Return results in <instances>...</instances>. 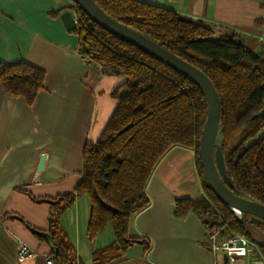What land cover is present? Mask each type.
I'll return each instance as SVG.
<instances>
[{"label": "crops", "instance_id": "crops-1", "mask_svg": "<svg viewBox=\"0 0 264 264\" xmlns=\"http://www.w3.org/2000/svg\"><path fill=\"white\" fill-rule=\"evenodd\" d=\"M138 1L201 22L213 31L212 38L230 37L264 59V0ZM71 4V0L0 4V61H23L44 72L43 87L31 103L0 85V264H43L45 255L56 252L30 230L49 236L48 220L61 196L74 193L82 180L84 146L98 140L116 106L112 94L124 83L123 77L78 54L77 36L66 31L59 18ZM145 192L149 204L130 217L127 233L130 238H146L148 248L132 244L107 264H227L222 252L212 251L208 242L212 230L197 214L176 215L178 200L204 194L193 150L179 146L168 150L153 169ZM79 198L61 213L59 224L74 246L77 263L93 264L92 252L110 245L113 231L106 226L89 240V205H81ZM246 225L253 241L237 236L253 249L240 264H264L259 250L264 233ZM18 241L35 256L19 263Z\"/></svg>", "mask_w": 264, "mask_h": 264}, {"label": "trees", "instance_id": "trees-1", "mask_svg": "<svg viewBox=\"0 0 264 264\" xmlns=\"http://www.w3.org/2000/svg\"><path fill=\"white\" fill-rule=\"evenodd\" d=\"M110 18L159 44L191 64L211 81L221 115L216 142L225 172L241 196L264 205V59L230 37L212 38L201 22L138 0H93ZM78 54L101 69L123 77L112 94L115 109L94 144H85L82 180L74 193L61 196L48 220L54 264H78L74 246L61 229V213L86 196L89 203L86 235L95 239L106 226L113 231L110 245L92 252L93 264L120 258L128 246L146 238H130L131 216L149 204L145 188L160 159L172 147L194 151L204 194L176 202V215L197 214L208 231H218L217 242L242 235L250 238L240 219L207 188L198 157L206 104L199 88L187 77L155 58L102 30L74 4ZM44 72L23 61H0V85L13 97L31 103L43 87ZM100 201L115 212L105 209ZM261 227L264 230V227ZM147 246V247H146ZM264 259V247L259 245Z\"/></svg>", "mask_w": 264, "mask_h": 264}, {"label": "water", "instance_id": "water-1", "mask_svg": "<svg viewBox=\"0 0 264 264\" xmlns=\"http://www.w3.org/2000/svg\"><path fill=\"white\" fill-rule=\"evenodd\" d=\"M72 1L86 17L102 30L187 77L199 88L206 104V118L200 133L198 157L206 186L220 203L236 217L246 215L252 225L264 227V205L242 197L226 175L221 148L216 142L221 103L215 87L207 76L154 41L113 20L93 0ZM59 18L66 31L75 30L77 22L70 10L62 12ZM100 204L105 209L115 212L114 209L103 202L100 201ZM30 232L44 239L49 245L52 244L50 236L46 233L34 230H30ZM136 243L141 244V242Z\"/></svg>", "mask_w": 264, "mask_h": 264}, {"label": "built area", "instance_id": "built-area-1", "mask_svg": "<svg viewBox=\"0 0 264 264\" xmlns=\"http://www.w3.org/2000/svg\"><path fill=\"white\" fill-rule=\"evenodd\" d=\"M71 13L76 20V13L73 11ZM237 218L240 219L241 216H238ZM217 239V232L212 230L208 236L209 245L214 253L222 252L225 255L227 264L242 263L243 259L247 257L253 249V245L241 236H232L220 243L217 242ZM35 254L36 253L29 249L25 244L18 241L17 261L19 263L31 259ZM43 262V264H54L52 253L45 255L43 257Z\"/></svg>", "mask_w": 264, "mask_h": 264}, {"label": "rangeland", "instance_id": "rangeland-1", "mask_svg": "<svg viewBox=\"0 0 264 264\" xmlns=\"http://www.w3.org/2000/svg\"><path fill=\"white\" fill-rule=\"evenodd\" d=\"M217 140H219V138L217 139ZM79 201L81 202V205H83V206H86V204L88 203V198L86 197V196H81L80 198H79ZM88 205H89V203H88ZM247 229L248 228H250V226H252V224L249 222V223H247ZM254 227H255V229H257L259 232H262V233H264V230L261 228V227H257V226H255V225H253ZM106 229H107V231H111V227L108 225L107 227H106ZM214 229V231H216L217 233H218V231L215 229V228H213ZM111 240V239H110ZM112 240H113V232H112Z\"/></svg>", "mask_w": 264, "mask_h": 264}, {"label": "snow or ice", "instance_id": "snow-or-ice-1", "mask_svg": "<svg viewBox=\"0 0 264 264\" xmlns=\"http://www.w3.org/2000/svg\"><path fill=\"white\" fill-rule=\"evenodd\" d=\"M3 3V0H0V4H2Z\"/></svg>", "mask_w": 264, "mask_h": 264}]
</instances>
